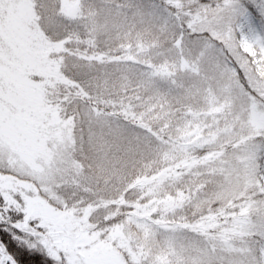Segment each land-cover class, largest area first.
Returning <instances> with one entry per match:
<instances>
[{
  "label": "snow or ice",
  "instance_id": "obj_1",
  "mask_svg": "<svg viewBox=\"0 0 264 264\" xmlns=\"http://www.w3.org/2000/svg\"><path fill=\"white\" fill-rule=\"evenodd\" d=\"M253 14L264 2L0 0L8 241L40 264H264Z\"/></svg>",
  "mask_w": 264,
  "mask_h": 264
},
{
  "label": "trees",
  "instance_id": "obj_2",
  "mask_svg": "<svg viewBox=\"0 0 264 264\" xmlns=\"http://www.w3.org/2000/svg\"><path fill=\"white\" fill-rule=\"evenodd\" d=\"M9 239L10 238L6 237V234L0 232V240H4L5 243L9 244L8 251L17 256L19 264H40L39 256H30L27 251H21L16 247L15 244H12L10 241H8Z\"/></svg>",
  "mask_w": 264,
  "mask_h": 264
},
{
  "label": "rangeland",
  "instance_id": "obj_3",
  "mask_svg": "<svg viewBox=\"0 0 264 264\" xmlns=\"http://www.w3.org/2000/svg\"><path fill=\"white\" fill-rule=\"evenodd\" d=\"M246 2V0H245ZM264 0H257V3H262ZM250 9L252 6L249 4L247 5ZM253 27L260 32L262 35H264V19H261L258 15L253 14Z\"/></svg>",
  "mask_w": 264,
  "mask_h": 264
}]
</instances>
